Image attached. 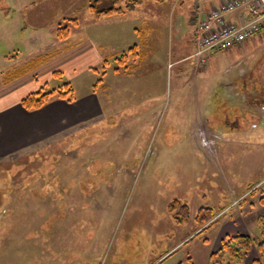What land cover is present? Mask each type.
Segmentation results:
<instances>
[{"label": "rangeland", "instance_id": "1", "mask_svg": "<svg viewBox=\"0 0 264 264\" xmlns=\"http://www.w3.org/2000/svg\"><path fill=\"white\" fill-rule=\"evenodd\" d=\"M92 1L0 0V79L39 53L65 50L67 41L56 39L58 27L67 17L92 23ZM218 3L118 4L142 16L137 45L145 58L129 77L109 73L104 118L30 154L0 160V264H178L183 254L184 264L189 257L210 264L224 230L262 233L264 112L251 116L238 95L241 73L264 68V31L252 42L209 52L198 68L186 58L195 25ZM6 15L10 19H1ZM151 18L159 25L152 42L142 37ZM80 32L76 37L85 35ZM109 61L117 65L115 58ZM97 68L100 75L89 69L72 76L60 69L56 77L52 71L58 69L42 67L34 76L30 69L5 81L25 75L21 81L32 82L29 92L70 82L80 94L90 91L93 79L101 84L104 70ZM175 199L189 205L188 223L174 221L169 205ZM203 206L218 213L216 221L178 245L196 229ZM176 245L183 246L176 255L158 260ZM257 258L252 246L245 261L254 264Z\"/></svg>", "mask_w": 264, "mask_h": 264}, {"label": "crops", "instance_id": "2", "mask_svg": "<svg viewBox=\"0 0 264 264\" xmlns=\"http://www.w3.org/2000/svg\"><path fill=\"white\" fill-rule=\"evenodd\" d=\"M10 7L11 5H9ZM211 9L206 11L204 15L208 14ZM6 16L1 19H10L9 15ZM195 18L194 20H196ZM140 19H142L141 15H132V13L128 12V9L124 14L100 15L96 18L90 17V22L92 23L82 25L81 22L80 26L74 29L70 37L65 40L67 41L65 50L55 53L48 52L52 53V57L38 67V69L29 73L30 76L37 74L42 67L45 69L48 68L49 71L53 67L58 70L64 69L70 72L72 76L81 75L89 69L96 71L95 68L103 66L105 60L109 61L110 59L116 58L131 46L138 44L137 35L139 33L141 36V29L137 26V21ZM145 20L148 22L146 25L148 31L142 37L147 36L146 40L150 37V41L152 42L154 41V35H156L153 34L154 28L159 25L153 18H151V21L148 19ZM95 29L98 34L94 33ZM196 29L197 27L195 25V32L192 33L194 47L189 56L186 57L187 59L193 60L192 64H194L193 55L196 51ZM102 30L105 33H101ZM80 31H84L85 35L76 37L77 34L83 33ZM169 38L170 36L168 37V41ZM248 41L252 42V39ZM143 52L145 54V51ZM40 54L44 53H39L33 58ZM184 58L182 57L178 61ZM14 60H17V58L15 57ZM139 65L140 63H138L137 67ZM160 68L161 64H156L155 71H158ZM96 73L100 75L99 71H96ZM109 73H113L115 77H129L131 75L127 72L116 73L114 67L109 62L103 75L99 77V79L101 78L103 80L101 84L99 83L100 85L95 87L96 84L94 82L96 79H93L92 88H87L90 91L79 94L74 89L76 97L74 102H68L64 99H54L41 109L35 111H28L21 105V99L31 93L29 90L33 89L30 87L32 85L31 81L30 84L24 83V80L21 81L25 75L9 83L5 79H0V160H5L16 154H30L53 143L54 140L71 133L83 124L92 123L104 118L106 114L103 97L109 98V90L112 88V85L107 81V77L110 75ZM237 228L234 227L230 230H224V234L220 237L221 244L218 245V248L213 249L212 253L220 249L225 236L243 232V229ZM198 231L200 230L196 227L188 236L183 237L178 245L182 244ZM178 245L169 246L167 251L158 260L163 259L161 260L163 262L170 256L176 255L175 253L183 247ZM184 258L185 254L179 257V262H184ZM244 264H253V262L248 263L244 261Z\"/></svg>", "mask_w": 264, "mask_h": 264}, {"label": "trees", "instance_id": "3", "mask_svg": "<svg viewBox=\"0 0 264 264\" xmlns=\"http://www.w3.org/2000/svg\"><path fill=\"white\" fill-rule=\"evenodd\" d=\"M121 1L122 0H93L89 7L91 11H93L97 16L124 14L127 12V9L121 5H118ZM104 3L107 4L103 5ZM80 23L81 21L78 17H67L65 24L58 27L56 39L60 41L68 39L72 31L80 26ZM51 54L52 53H44L32 58L14 71L8 72L7 76H5V79L11 80L15 77H18V75L23 74L26 70H35L43 63L48 61L52 57ZM144 56V52L140 51L138 45L131 46L127 51L121 53L115 58L117 65L114 67V71L116 73H130L132 70L137 68L138 63L142 62V60L145 58ZM109 62L110 61L105 60V63L102 66L104 71ZM95 70L99 71L98 68H95ZM53 74L56 77H60L62 75V71L55 70ZM101 82L102 79L100 78L98 83ZM96 86L97 84L95 87ZM54 99H64L68 102H74L76 99L75 90L71 83H64L62 86L52 90H47L45 87H41V89L33 91L24 96L21 99V105L28 111H35L41 109ZM250 193L254 194L255 190H252ZM260 202L264 204V192L260 197ZM169 209L172 213L174 221L177 224L188 223L190 221L191 211L187 203L179 199H175L170 203ZM217 214L218 213L215 212L212 207H201L195 216L197 229L201 230L200 232H202L209 228L214 223V219ZM260 224L262 226V233L257 237L252 236L251 234L242 233L227 235L222 241L220 249L211 254L210 264H244L245 254L251 250L252 246H255L258 251V258L255 259L254 264H264V218L260 219ZM178 264H184V262H179ZM187 264L195 263L189 257Z\"/></svg>", "mask_w": 264, "mask_h": 264}, {"label": "built area", "instance_id": "4", "mask_svg": "<svg viewBox=\"0 0 264 264\" xmlns=\"http://www.w3.org/2000/svg\"><path fill=\"white\" fill-rule=\"evenodd\" d=\"M264 30V0H221L200 20L196 34V64L209 52L229 50Z\"/></svg>", "mask_w": 264, "mask_h": 264}, {"label": "flooded vegetation", "instance_id": "5", "mask_svg": "<svg viewBox=\"0 0 264 264\" xmlns=\"http://www.w3.org/2000/svg\"><path fill=\"white\" fill-rule=\"evenodd\" d=\"M258 66H255L256 69L247 68L241 73L240 88L242 91L238 95L248 111L252 112L251 116L256 117H258L257 113L262 115L264 112V68L261 65ZM256 71L260 73L258 76H256Z\"/></svg>", "mask_w": 264, "mask_h": 264}]
</instances>
